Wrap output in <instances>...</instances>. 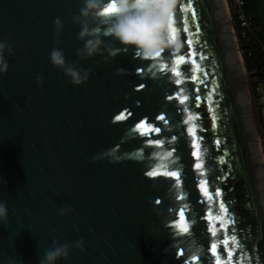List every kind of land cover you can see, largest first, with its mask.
Wrapping results in <instances>:
<instances>
[{"label": "water", "instance_id": "95a60500", "mask_svg": "<svg viewBox=\"0 0 264 264\" xmlns=\"http://www.w3.org/2000/svg\"><path fill=\"white\" fill-rule=\"evenodd\" d=\"M83 6L0 0L13 47L0 74V264H40L54 239L84 240L58 264H264L256 124L222 0H177V40L160 56L104 37L121 49L107 61L77 54ZM53 48L89 79L73 84Z\"/></svg>", "mask_w": 264, "mask_h": 264}, {"label": "clouds", "instance_id": "9594fccd", "mask_svg": "<svg viewBox=\"0 0 264 264\" xmlns=\"http://www.w3.org/2000/svg\"><path fill=\"white\" fill-rule=\"evenodd\" d=\"M176 4L177 0H83L80 15L73 18L74 22L81 25L78 38L84 41V46L77 49V54L87 59L97 54L103 55L106 50L108 56H105V61L109 57L115 58L121 49L106 44L104 39L112 37L123 46L133 47L137 54L145 58L156 56L171 44L169 25ZM55 25L58 37L64 24L57 18ZM56 43H59L58 39ZM6 53L12 54L13 47L7 40L0 39V74L7 73L10 67ZM50 60L53 65L63 69L75 85L84 84L90 77L91 69H81L76 64L68 63L60 48L52 49ZM38 81L42 83L43 77H38ZM71 210L70 207L62 208L60 215H67ZM7 218L8 208L4 202H0V222ZM73 243L76 248L84 249L83 239ZM73 243H61L54 239L52 245L45 249L40 264H58L61 259H69Z\"/></svg>", "mask_w": 264, "mask_h": 264}, {"label": "trees", "instance_id": "16d2710c", "mask_svg": "<svg viewBox=\"0 0 264 264\" xmlns=\"http://www.w3.org/2000/svg\"><path fill=\"white\" fill-rule=\"evenodd\" d=\"M231 12L239 48L249 75L254 115L262 138L264 119L257 90L264 85V0H232Z\"/></svg>", "mask_w": 264, "mask_h": 264}, {"label": "rangeland", "instance_id": "374dc122", "mask_svg": "<svg viewBox=\"0 0 264 264\" xmlns=\"http://www.w3.org/2000/svg\"><path fill=\"white\" fill-rule=\"evenodd\" d=\"M225 3L227 5V10L229 12V16L231 18V22H232V28H233V31H234V34H235V38H236V41H237V44H238V48H239V43H238V40H237V36H236V33H235V27H234V23H233V20H232V12H231V4H232V0H225ZM231 3V4H230ZM239 51H240V55L242 57V60L244 62V58H243V54L239 48ZM245 64V62H244ZM245 71H246V74H247V82H246V89H247V97L250 99L251 101V104H252V108H253V113H254V104H253V100L251 98V87H250V84H249V75H248V72H247V69L245 67ZM258 98L260 100V103H262V94H261V89L258 88ZM262 114H263V119H264V110L262 108ZM254 118H255V115H254ZM255 127L253 129L254 131V138H255V142H256V146H257V149L259 151V158H260V161L263 165V176H264V147H263V143H264V135L263 137L261 138V133H260V129H259V125L255 119Z\"/></svg>", "mask_w": 264, "mask_h": 264}, {"label": "bare ground", "instance_id": "6f19581e", "mask_svg": "<svg viewBox=\"0 0 264 264\" xmlns=\"http://www.w3.org/2000/svg\"><path fill=\"white\" fill-rule=\"evenodd\" d=\"M239 1H241V0H239ZM222 3H223L224 11H225V14H226V18H227V21H228V25H229V28H230V31H231V35H232V38H233V41H234V45H235V48H236L239 67L242 70V72L245 74V76L247 77V74H246V71H245V64H244V62L242 60V57L240 55V51H239L238 44H237V41H236V38H235V34H234V31H233V28H232V22H231V18L229 16V12L227 10V5L225 3V0H222ZM245 94H246V96H248L247 95L246 84H245ZM261 94H262V103H264V94L262 93V90H261ZM262 108L264 110V106H262ZM253 136H254V131H253ZM254 141H255V138H254ZM255 147H256L257 154H258V158H259V151L257 149L256 142H255ZM259 161H260V158H259ZM260 165H261L262 174H263V165H262L261 161H260ZM263 179H264V176H263Z\"/></svg>", "mask_w": 264, "mask_h": 264}, {"label": "snow or ice", "instance_id": "6c2138e0", "mask_svg": "<svg viewBox=\"0 0 264 264\" xmlns=\"http://www.w3.org/2000/svg\"><path fill=\"white\" fill-rule=\"evenodd\" d=\"M169 27H170V33H171L169 39H170V41H171L173 44H175V43H176V40H177V36H176L177 30H176L175 27H173V20H172V22L170 23ZM189 43H190V42H189ZM160 55H161V53H157L156 56H160ZM180 62H183V58H182V57L180 58ZM161 119H163V117H161ZM189 119H194V117H191V116H190ZM141 126H143V125H141ZM157 131H159V129H157ZM192 131L195 132V129L193 128ZM196 154H197V156H198V155H199V152H197ZM196 167H197V168H200L201 165H200V164H196ZM149 174H150V175H155V173H149ZM170 175H171V176H176L177 173L172 172V173H170ZM203 187H204V192H205V194H207V193H208L207 185L205 184ZM221 207H223V205H221ZM225 211H226V209H225ZM181 217H183V212H181ZM184 230L187 231V230H188L187 227H185ZM225 243H227V241H225ZM212 251H213V252L216 251V245H212ZM217 264H224V262L218 260V261H217Z\"/></svg>", "mask_w": 264, "mask_h": 264}, {"label": "built area", "instance_id": "2783aa9c", "mask_svg": "<svg viewBox=\"0 0 264 264\" xmlns=\"http://www.w3.org/2000/svg\"><path fill=\"white\" fill-rule=\"evenodd\" d=\"M259 88L262 90V93L264 94V85H261ZM261 104L262 106H264V103H261Z\"/></svg>", "mask_w": 264, "mask_h": 264}]
</instances>
